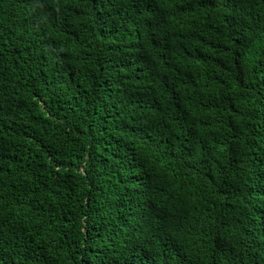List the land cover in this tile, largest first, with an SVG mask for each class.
Here are the masks:
<instances>
[{
	"label": "trees",
	"instance_id": "trees-1",
	"mask_svg": "<svg viewBox=\"0 0 264 264\" xmlns=\"http://www.w3.org/2000/svg\"><path fill=\"white\" fill-rule=\"evenodd\" d=\"M0 264H264V0H0Z\"/></svg>",
	"mask_w": 264,
	"mask_h": 264
}]
</instances>
